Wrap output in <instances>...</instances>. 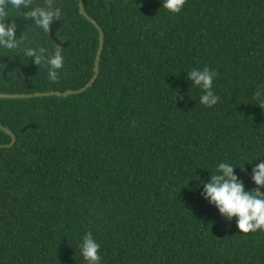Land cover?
Returning a JSON list of instances; mask_svg holds the SVG:
<instances>
[{
    "label": "trees",
    "instance_id": "1",
    "mask_svg": "<svg viewBox=\"0 0 264 264\" xmlns=\"http://www.w3.org/2000/svg\"><path fill=\"white\" fill-rule=\"evenodd\" d=\"M102 29L96 81L68 97L0 99V264H87L88 232L101 264H264V230L241 233L204 199L220 162L246 190L264 162V0H82ZM52 5L56 39L26 13ZM111 8V13L110 12ZM19 46H0V94L79 90L93 76L97 29L78 0H31L11 9ZM51 26V25H50ZM27 49H59L63 66L36 64ZM10 62L18 67L2 73ZM217 75L218 103H200L188 73ZM25 132L21 130L28 126ZM11 138L0 129V146ZM260 191L264 193V188Z\"/></svg>",
    "mask_w": 264,
    "mask_h": 264
},
{
    "label": "clouds",
    "instance_id": "2",
    "mask_svg": "<svg viewBox=\"0 0 264 264\" xmlns=\"http://www.w3.org/2000/svg\"><path fill=\"white\" fill-rule=\"evenodd\" d=\"M162 8L172 14L181 12L186 0H161ZM31 0H0V46L6 49H15L19 46L16 38L15 23H5L9 18V11L15 9L30 8ZM59 10L51 4L47 8L36 7L26 13L29 18L35 19V24L48 31L50 25L59 16ZM26 54L35 58V63L42 60L50 65L49 79L56 81V69L63 66V57L57 49L54 55L45 56V50L40 49L39 54L35 49H27ZM216 73L205 67L203 70L193 69L188 73L194 86L202 89L200 103L207 107H213L218 103L219 97L214 93L213 81ZM261 90L255 94L261 107H264V99H260ZM235 168L227 162H220L216 166L215 174L211 175L209 183H203V197L214 205L219 213L228 219L236 218V225L241 233L264 230V162L256 164L253 169L252 179L256 189L246 190L244 183L235 174ZM80 252L87 264H101L100 245L91 232L85 234L80 243Z\"/></svg>",
    "mask_w": 264,
    "mask_h": 264
},
{
    "label": "water",
    "instance_id": "3",
    "mask_svg": "<svg viewBox=\"0 0 264 264\" xmlns=\"http://www.w3.org/2000/svg\"><path fill=\"white\" fill-rule=\"evenodd\" d=\"M78 6H79V13L80 15H82L87 21H89L98 31L99 34V44H98V48H97V52H96V56H95V61H94V68H93V76L92 78L89 80V82L82 87L79 90H69L63 93L60 92H46V93H34V94H28V95H24V94H0V99H31V98H44V97H68V96H72V95H78V94H82L84 93L87 89H89L90 87H92V85L94 84V82L96 81L97 77H98V73H99V64H100V59H101V54L103 51V47H104V34L102 32L101 27L93 20L91 19L85 12L84 7H83V3L82 0H78ZM111 13V8H110V12ZM63 23V19L62 20H57L54 21L52 23V25L50 26V36L52 38V40L59 46L62 48H65L67 46V42L65 43H61L59 42L56 37H55V32L57 31V29H59L61 27ZM13 67H18L23 76L27 79V75L26 72L24 70V67L19 64L18 62H10L6 65L5 69L3 70L2 76L4 79H6V73L8 72L9 69L13 68ZM29 128H34V126L28 125L26 127H24L21 132H25V130L29 129ZM0 129L3 130L6 134H8L11 138V142L6 145V146H0L1 148L3 147H12L15 142H16V137L15 135L9 131L7 128H4L1 124H0Z\"/></svg>",
    "mask_w": 264,
    "mask_h": 264
}]
</instances>
